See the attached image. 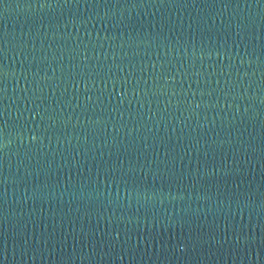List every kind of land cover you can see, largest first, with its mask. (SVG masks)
<instances>
[{
    "label": "water",
    "instance_id": "95a60500",
    "mask_svg": "<svg viewBox=\"0 0 264 264\" xmlns=\"http://www.w3.org/2000/svg\"><path fill=\"white\" fill-rule=\"evenodd\" d=\"M0 264H264V0H0Z\"/></svg>",
    "mask_w": 264,
    "mask_h": 264
}]
</instances>
